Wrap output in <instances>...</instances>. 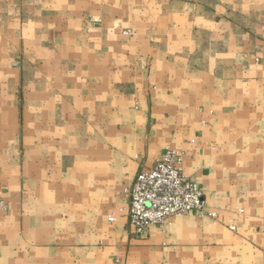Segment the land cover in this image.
Here are the masks:
<instances>
[{
  "label": "crops",
  "instance_id": "obj_1",
  "mask_svg": "<svg viewBox=\"0 0 264 264\" xmlns=\"http://www.w3.org/2000/svg\"><path fill=\"white\" fill-rule=\"evenodd\" d=\"M167 150L217 219L136 235ZM0 264H264V0H0Z\"/></svg>",
  "mask_w": 264,
  "mask_h": 264
},
{
  "label": "built area",
  "instance_id": "obj_2",
  "mask_svg": "<svg viewBox=\"0 0 264 264\" xmlns=\"http://www.w3.org/2000/svg\"><path fill=\"white\" fill-rule=\"evenodd\" d=\"M182 155L167 150L150 169L138 173L126 190L128 219L136 235L152 226L164 229L176 216L197 214L217 219L207 210L202 188L184 173ZM114 222L115 218H109Z\"/></svg>",
  "mask_w": 264,
  "mask_h": 264
}]
</instances>
